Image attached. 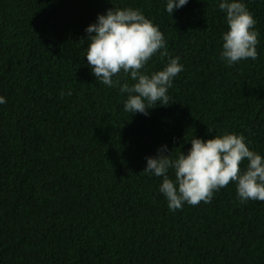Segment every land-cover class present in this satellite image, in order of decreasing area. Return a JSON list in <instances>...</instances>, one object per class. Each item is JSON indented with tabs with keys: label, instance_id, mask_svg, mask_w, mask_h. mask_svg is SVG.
Returning a JSON list of instances; mask_svg holds the SVG:
<instances>
[{
	"label": "trees",
	"instance_id": "obj_1",
	"mask_svg": "<svg viewBox=\"0 0 264 264\" xmlns=\"http://www.w3.org/2000/svg\"><path fill=\"white\" fill-rule=\"evenodd\" d=\"M219 2L188 0L171 16L167 0H0V264H264V201L241 202L233 182L171 211L162 178L143 171L195 136L243 135L264 157V0H239L258 57L231 66ZM110 8L163 33L169 57L145 74L179 57L169 105L126 112L128 94L95 79L86 28Z\"/></svg>",
	"mask_w": 264,
	"mask_h": 264
},
{
	"label": "clouds",
	"instance_id": "obj_2",
	"mask_svg": "<svg viewBox=\"0 0 264 264\" xmlns=\"http://www.w3.org/2000/svg\"><path fill=\"white\" fill-rule=\"evenodd\" d=\"M187 3L188 0H167L166 11L172 16L175 8ZM218 7L226 14L227 23L221 58L229 66L249 58L256 60L259 34L254 30L257 21L252 13L239 0H220ZM86 32L88 66L95 79L109 87L119 85L120 92L128 94L126 112L147 115L158 104H170L168 89L183 66L179 57H175L169 58L163 70L151 75L142 71L157 53L161 60L169 57L163 33L142 12L110 8L106 14L98 15L97 22L89 25ZM121 72L134 83L114 81L113 77H119ZM3 103L6 100L0 96V104ZM190 143L187 154L181 151L175 159L172 152L166 154V145L156 157L146 158L143 171L162 178L159 191L171 211L182 209L185 203L192 206L210 203L215 192L233 182L241 202L264 201V157L249 149L243 135L226 133L207 140L195 136ZM245 160L247 166L242 171ZM169 170L174 171V179L169 177Z\"/></svg>",
	"mask_w": 264,
	"mask_h": 264
}]
</instances>
